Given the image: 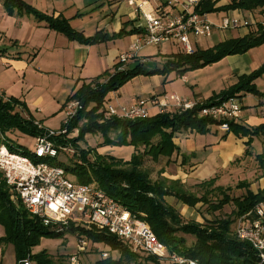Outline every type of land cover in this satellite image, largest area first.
Wrapping results in <instances>:
<instances>
[{
    "label": "trees",
    "instance_id": "16d2710c",
    "mask_svg": "<svg viewBox=\"0 0 264 264\" xmlns=\"http://www.w3.org/2000/svg\"><path fill=\"white\" fill-rule=\"evenodd\" d=\"M218 2L219 0H198L194 11L199 14H209L220 11L258 10L264 14V0H229L223 4ZM0 3L8 16H32L37 22H43L48 29L63 34L70 41L84 45L143 32L142 27H132L127 30L129 22H123L121 29L116 33L108 34L98 30L95 34L86 36L72 28L69 19L61 15L42 13L25 0H0ZM262 44H264V21L256 22L246 35L227 38L212 47L197 48L189 54L176 52L165 55L161 67L153 70H143L142 63H137L133 68L121 67L120 62L115 63L111 70L107 69L88 82H83L68 97V101L77 100L81 108L62 127L68 132L77 128L76 137L66 139L62 134H58L52 140L57 145L68 143L77 147L79 141H84L86 133L100 134L103 139L102 144L131 146L133 148L131 156L124 160L108 154L95 153L94 159L90 160L89 150L80 149L79 163L65 166L60 162L56 163L62 166L67 174L74 176L75 178L70 177L76 182L95 184L131 215L144 220L156 238L170 252L192 259L196 264H259L256 250L247 241L236 236L234 224L239 217L252 213L258 203L264 202V187L254 192L250 189L249 182L241 180L234 188L243 189L244 192L233 196L230 193L231 186L215 185V178H211L195 184V187L202 190L198 195L188 191L179 179L160 176L159 179L152 180L144 166V161L149 158L157 162L164 157L169 162L174 155H178L179 148L173 141L178 132L190 130L198 134H206L211 126L222 124L221 120L199 116L203 108L218 105L231 97L241 98L244 94L264 97V92L259 91L254 82L264 73V64L249 74L238 76L233 85L202 102H197L190 109L165 111L133 120L106 117L104 112L108 102L105 101L106 95L117 91L139 74H161L166 78L172 71L182 74L187 70L218 62L227 55L245 53ZM7 51V47L0 46V56H4ZM34 121L35 118L24 101L0 94L2 132L18 130L34 138L42 131ZM81 121L83 122L79 125ZM226 122L227 134L232 133L240 138L247 137L244 155L251 156L253 137L264 134V124L246 127L235 120ZM12 148L14 149L13 144ZM22 152L32 156V153H27L25 150ZM255 159L264 176V154L255 155ZM181 160L184 161V156H181ZM166 197H171L188 208L196 209L201 216H204L203 222L185 220L178 209L166 203ZM226 206L231 208L229 213H224L223 216L215 215L223 211ZM205 214L212 217L207 218ZM0 226L4 232L0 237V243L13 246L16 264L27 257L35 264H54L46 250L32 253V248L39 244L42 237L62 238L65 234L82 235L93 245L103 244L109 248L108 257H99L91 264H148L150 261L159 263L154 256L133 251L128 244L106 231L74 225H70L65 231H55L44 226L20 203L11 201L8 188L2 179L0 180ZM185 236L194 238L192 245L187 244ZM90 250L93 248H89ZM93 251L97 252L96 249Z\"/></svg>",
    "mask_w": 264,
    "mask_h": 264
},
{
    "label": "built area",
    "instance_id": "2783aa9c",
    "mask_svg": "<svg viewBox=\"0 0 264 264\" xmlns=\"http://www.w3.org/2000/svg\"><path fill=\"white\" fill-rule=\"evenodd\" d=\"M197 1L184 0L181 4L182 10L172 16L149 10L147 2L139 4L138 8L144 20L143 32L136 34L130 50L119 56L120 63L137 60V52L147 45L170 43L177 45L183 53L193 52L195 49L192 39L209 37L212 33V24L207 14H199L193 10ZM132 2L133 0H128V3ZM246 25V21L242 23L236 17H224L220 28L224 30ZM141 62L144 63V59ZM196 103L183 101L176 95H152L129 106L114 108L107 104L104 114L106 117L133 120L147 117L151 110H156V113L172 108L185 110ZM80 108L77 100L69 101L65 110L66 122ZM240 110V98L231 97L218 105L203 108L199 116L223 121L218 127L222 131H228L226 121L238 119ZM34 123L43 128L38 121L35 120ZM64 131L45 129L34 137V150L30 152V157L15 147L11 149L12 143L6 140L5 133L0 129V180L5 182L11 201L20 203L44 226L55 231H65L70 225L95 228L116 236L133 251L154 256L159 262L196 264L192 259L170 252L144 220L131 215L95 184L78 183L59 164L41 160L57 157L52 139ZM234 232L239 239L247 241L256 250L259 264H264V202L258 203L252 213L239 217L235 221ZM75 238L76 251L69 256V264H81L78 255L89 248L99 250L97 244L93 245L84 236L75 234ZM109 255L108 247L100 250L101 258ZM19 264L34 262L27 257Z\"/></svg>",
    "mask_w": 264,
    "mask_h": 264
},
{
    "label": "crops",
    "instance_id": "0c3cea01",
    "mask_svg": "<svg viewBox=\"0 0 264 264\" xmlns=\"http://www.w3.org/2000/svg\"><path fill=\"white\" fill-rule=\"evenodd\" d=\"M25 1L26 3L33 6L42 13L53 16L61 15L69 19L72 28L81 31L83 34L85 33L84 35L87 34L91 36L99 29H104V31L108 34L116 33L121 29L123 22H129L126 27L127 30L132 27H142L144 24V20L138 6L143 2H147L149 6L148 8L151 11L157 12L159 14H166L172 16L178 14L182 10L181 4L184 0H133L132 3H128V0ZM225 2L226 1H224V3ZM218 4L223 3L218 2ZM237 11L243 14V19L248 24H250L251 20H249V16H246V14L250 13H253L257 16V20L255 22L264 21V17L258 19V17L260 16L258 10H235L227 11L225 12L226 14H224L223 11H220L217 13V19L220 21H216L217 25H212L211 35L209 37L203 36L206 42V46H202L198 40L199 38H196L192 39L194 49H206L212 47L218 42L226 40L227 38L241 37L246 35L253 28V26L246 25L238 27L239 29L227 28L224 30L220 28L222 19L224 17L235 18V14ZM208 16L209 15L207 14V18L209 19ZM5 18L14 20L16 24H19V26L30 22L28 19L29 16L27 15H5ZM100 19L103 20L101 21ZM30 23L32 26L35 25L36 27H41L40 29L43 30L44 34L46 35V38L51 42V46H48L50 48L44 49L45 52H48L50 54L48 68L44 65L40 66L38 63H36L37 61H39L38 55L43 49L42 46L38 47V52L37 50H35V48H32V52H35V54H33L32 57H30V54L27 56L25 55L27 57L25 61H23L21 56L19 55V42L16 43L17 51L13 52L14 54H18L19 57H12V59H16L18 61L7 59V57L13 54H10L9 51H7V53L5 54L6 58L3 56L0 57L5 62L11 61L12 63H15L18 68H23V70L25 71L31 70L34 72L36 70L37 72L42 74L52 73L51 69H53L54 71L57 70L58 72H60L58 74L64 75L65 77H70L69 84L72 89V93L83 82H88L91 78V75H96V73L102 71L98 70L96 72L99 67H101V69L111 70L112 66L117 62L118 56L121 54L119 49V43L123 40H130L128 48L129 51L130 45L134 39V36L136 35H126L118 39L99 43L101 46H103L102 59L100 60L101 63H99V61L96 63L91 60L92 47L77 43L75 41H70L63 34L55 32L45 27V24L43 22ZM233 30H237V32L234 33ZM3 37L4 36H0V46H4L2 41ZM163 44L174 45L170 43ZM160 45L161 44L144 46L137 52V60L135 59L136 61H128L129 63L125 64L124 67L133 68L137 63H142L141 61L144 59V57L151 58L157 56L158 65H156L155 68H160L161 64L165 60L164 56L161 55L162 53L160 51ZM174 46L178 48V52H182L177 45ZM146 49H148V52H145L147 51ZM50 51L51 53H53L52 55ZM7 54L9 56H7ZM149 55L150 57H148ZM63 58L66 60V62L63 60ZM35 60L37 61L34 62ZM88 62H94L93 66L89 69H94L89 77L83 75V71L86 70V72H88V68L86 67ZM262 64H264V44L258 47L251 48L247 52L242 54L227 55L220 59L218 62H215L213 65H211V67L218 66L219 69L218 73L213 77V82L209 84L207 89H202V93H204V96L197 97L196 95L198 93L194 91V94L191 96V99L182 100L190 103L202 102L208 99L213 94L219 93L220 91L233 85L236 82L238 76L242 74H249L252 71L257 70ZM145 65L146 61L144 62L142 69L148 70L147 68H144ZM64 72H66V74H64ZM155 76L156 78H158L157 75ZM133 79H131L130 82ZM183 80L186 82V77ZM254 82L257 89L259 91L264 92V73L260 77H258ZM223 85L224 87L221 88ZM193 86H195V89H197L196 84H194ZM119 90L115 92H110V97L108 100L109 104L113 103L117 108L118 106H122L121 102L119 101V97L121 94ZM155 95L163 97L167 94ZM172 95L176 94L172 93L167 96L170 97ZM4 96L7 97L6 95ZM250 98H252L251 101L247 102V100ZM18 99L24 101L20 97H18ZM137 100L138 98L128 101V105L134 104ZM40 101L41 98H39L38 101L33 102L35 107L36 105H39ZM240 103L241 109L245 107L250 108H246V110L241 111L238 119H236L235 122L246 127H255L260 124H264V97L260 98L252 94H244L240 98ZM35 110L37 112L38 108H35ZM174 110L175 109L172 108L168 111ZM251 111L254 112L253 115L249 114ZM150 112H153L155 114L156 110H151ZM32 115L34 116L35 120L38 121L37 117L35 116L36 113H32ZM198 139H205V141L200 143ZM173 141L179 148V154L174 155L171 158L174 160V166H176V169H174L175 172L174 174H170L167 168H165L166 170L162 168L163 171L160 172L161 176H164L168 179H179L182 183H186L187 185H195L201 181L215 178V185L231 186L233 184H236L238 181L245 180L249 182L250 189L254 192L264 187V176H262L261 174L262 169L259 167L258 161L255 159V155L261 153L264 154V134L258 137H253V141L251 144V156L244 155L246 149L245 142L247 141V137L240 138L234 136L231 133L227 134L226 131L220 130L218 126H211L210 131L206 134H198L190 130L181 131L175 134ZM256 141H260L262 143L259 147V150H256V148H254V142ZM181 156H184V161L181 160ZM164 160L167 161L166 158L161 157L157 162H163ZM203 166H208L207 172L203 171V174L198 173V171H200Z\"/></svg>",
    "mask_w": 264,
    "mask_h": 264
},
{
    "label": "rangeland",
    "instance_id": "374dc122",
    "mask_svg": "<svg viewBox=\"0 0 264 264\" xmlns=\"http://www.w3.org/2000/svg\"><path fill=\"white\" fill-rule=\"evenodd\" d=\"M224 1H226L225 3H227L229 0H219V3H224ZM217 13L218 12H211L208 14L209 15L208 20L210 21L212 25H217L216 21H220L217 19ZM223 13L226 14L225 11H223ZM258 13L260 14L258 19L264 17V15H262L261 12H258ZM5 15L7 14H5L3 7L1 6V3H0V34H1L0 36H4L2 39L3 45L8 48V51L10 52V54H12L14 51H17L16 43L19 42V45H20L18 47L19 52H20L19 55L21 56L22 60L25 61L27 58L26 57L27 55L30 54V57H32L33 54H35V52H32V48L33 49L35 48V50H37L38 52L39 51L38 47L42 46L43 49L38 55L39 61L35 60L34 62L37 61L36 63H38L40 66L44 65L45 67L48 68L49 61H50L49 59L50 54L48 52H45L44 49L50 48L48 46L49 45L51 46V42L50 40L46 38V35L44 34L43 30L40 29L41 27H36L35 25L32 26L30 23V22L36 23L37 21H35L32 18V16H29L28 19L30 22H27L19 26L18 23L16 24L14 22V20L5 18ZM235 15L236 17L240 18L243 23L244 21L243 14L237 11ZM246 16H249V20H251L250 25L254 26V24L256 23L255 21L257 20V16L253 13L246 14ZM100 20L102 21L103 19H100ZM233 32L235 33L237 32V30H233ZM87 36H90V35H87ZM198 40L202 46H206V42L203 36L199 37ZM24 42H27V43H24ZM129 43H130V40H123L122 42L119 43V49L121 52L120 55L128 52ZM88 46L92 47V50H91L92 59L91 60L96 63L98 61L99 63H101L100 60L102 59V52H103L102 47L103 46H101L99 43L91 44ZM160 46H161L160 51L162 53L161 55L164 57H165V54L169 55L172 52H178V48H176L174 45L161 44ZM146 50L147 51L145 52H148V49ZM52 54L53 53H51V55ZM19 55L13 53L11 56H9L7 54V56H9L7 57V59L14 60L12 59V57L13 56L19 57ZM119 56H118L116 63L120 62ZM3 57H5V54ZM148 57H150V55ZM63 60L66 62L64 58ZM14 61H18V60L15 59ZM145 61H146V65L144 68H147L148 70H153L156 67V65H158L157 56L151 57V58L144 57V62ZM94 62L87 63L86 67L88 68V72H86V70L83 71L84 76L89 77L90 74L93 72L94 70L93 68L91 70L89 69L93 66ZM128 63L129 62L126 61V62H122L121 64L125 65ZM213 64L214 63H211L204 67L187 70L182 74H177L175 71H172L168 73L166 78L165 76L161 74H154V75L139 74L133 77L134 79L132 78L133 80L131 82L129 80L124 85H122L120 87V90L118 89L119 92L121 93L119 97L120 98L119 101L121 102L123 106H129L128 101L134 100L136 98H138V100H142V99H146L152 94L170 95L172 93H175L180 99L189 100L191 99V96L194 94L193 93L194 91L198 93L196 95L197 97L198 96L203 97L204 93H202V89L203 88L207 89L209 84L213 82L214 75L218 73L219 67L218 66L211 67V65ZM102 66H103V62H102ZM51 70H52V73H42V74H40L36 70L34 72L31 70L25 71L23 70V68H18L15 63H12L11 61L5 62L0 57V92L6 95L7 97L12 96L15 98H18V97L22 98L28 110L31 111L32 113H36L35 116L37 117L41 126L44 128V129L41 128L42 130L41 132L45 131V129H51L54 131L62 130L63 128L62 126L66 125L65 110L69 102L67 99L72 94V89L69 84L70 77H65L64 75L58 74L60 72H58L57 70L56 71H54L53 69ZM98 70H102V71H99L100 73L98 72L96 73V75H91L90 79L101 74L105 69H101V67H99L96 70V72ZM64 74H66V72H64ZM155 75H157L158 78H156ZM185 77L187 79L186 82L183 80ZM194 84H196L197 89H195V86H193ZM223 87L224 85L221 88ZM109 97H110V93L106 95L105 101H108ZM39 98H41V101L39 105H36L35 107L33 102L38 101ZM251 99L252 98L248 99L247 102L251 101ZM107 104L109 103L106 102V105ZM111 105L114 108H117L115 104L111 103ZM35 108H38L37 112ZM246 108H250V107L242 108L240 110V113L241 111L246 110ZM153 114H154L153 112H150L148 116L153 115ZM249 114L253 115L254 112L251 111ZM82 122L83 121L79 122V125L82 124ZM63 130L65 131L59 134H62V136H64L66 139L76 137L77 132H78L77 128L73 129L72 132H68L66 128H63ZM5 136H6V140L11 141L16 149H19L22 151L25 150L27 153H30L34 150V138L33 137L31 138L18 130L8 131L5 133ZM111 136L112 137L114 136L113 133H111ZM52 141L54 142V140ZM102 141L103 139L100 134L93 135L90 133H86L84 135V141H79L77 147L71 146L68 143L65 145H61V144L57 145L56 142H54L56 150H57V157L49 158V159L43 158L41 160L44 162L52 163V164H56V162H60L62 165L65 166L68 164L72 165L75 162L77 163L80 162L78 158L79 156L78 152L80 151V149H83L85 151L89 150L88 157L90 158V160L94 159L95 153L100 154V155L108 154V155H112L114 157L122 158L126 160L131 156L133 152V148L131 146L102 144ZM198 141L202 143L205 141V139H198ZM261 144L262 143L260 141L254 142V148H256V150H259V147ZM173 161L174 160L171 159L169 162L165 160L163 162H153L149 158H146L144 161V166L147 168L151 179L157 180L161 176L160 172L163 171V169L165 168L168 169V172L170 174H174L175 172L174 169H176V166H174L175 164H173L174 163ZM207 169H208V166H203L202 169L198 171V173L203 174V171L207 172ZM69 176H71L72 178H75L71 174ZM185 185H186L187 190L190 192H193L198 195L201 194L202 192V190L195 187V185H187L186 183ZM235 185L236 184L231 185L232 190L230 193L233 196H238V195L243 194L244 190L234 188ZM165 201L166 203L178 209L185 220L187 221L196 220L201 223L203 222L202 217L204 216H201V213H199L196 209L187 208V206L182 205L180 202H177L175 199L171 197H166ZM230 209L231 208L229 206H226L223 209V211H221L220 213H216L215 215L223 216L224 213H229ZM205 216L207 218L212 217L209 214H205ZM3 233H4L3 228L2 226H0V237L3 236ZM185 238L187 240L188 245L193 244L194 242L193 237L185 236ZM96 247H98L99 250L107 249V247L104 246L103 244H97ZM43 250H46L50 254V256L53 259L54 264H69L70 254L76 251V238L72 234H68V235L65 234L62 238L42 237L39 244L32 248V253H38ZM93 250L89 251V249H87L86 252L80 253L78 255L81 261V264L82 263L91 264L93 261L99 259L100 257L99 250H96L97 252L95 253ZM0 264H16L15 258H14L13 246L11 244L0 243ZM148 264H162V263L160 262L154 263L150 261L148 262Z\"/></svg>",
    "mask_w": 264,
    "mask_h": 264
}]
</instances>
